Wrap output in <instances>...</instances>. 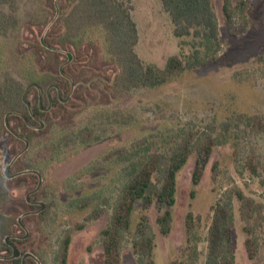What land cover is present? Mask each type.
Here are the masks:
<instances>
[{
    "label": "rangeland",
    "instance_id": "374dc122",
    "mask_svg": "<svg viewBox=\"0 0 264 264\" xmlns=\"http://www.w3.org/2000/svg\"><path fill=\"white\" fill-rule=\"evenodd\" d=\"M124 1L132 7L138 30L135 51L144 63L163 68L168 57L190 52L191 39H184L188 43L179 46L180 39L173 36L170 17L159 0ZM73 3L74 0H17L15 11L0 4L1 11L17 18L14 27L0 30V85L6 76L21 82L27 88L30 108L37 102V93L29 87V79H36L31 82L36 85L57 76L54 59L46 57L39 42L42 40L44 45L52 30L57 32L54 37L61 35L63 28L58 21ZM213 4L221 43L215 60L158 87L108 90L105 77L112 76L117 67L101 27L86 29L77 38L79 46L52 47L61 54L62 70L80 53L82 61L75 62L73 68L83 65L81 70H85L89 81L71 83L70 91L67 86L59 87V97L65 98L63 106L50 101L42 127L32 125L26 131L13 118L5 126L15 137L5 132L0 136V174L7 179V199L1 202L0 210L11 220V237L16 240L13 245L22 255L34 256L35 259L30 258L33 263L28 264H57L56 252L68 231L72 237L67 264L103 263L99 233L108 223L113 203L124 186L127 165L116 157H108L111 151L132 148L141 140H146V146L153 150H162L183 129L219 125L240 113L264 115V0H251L246 26L238 20L231 31L221 11V0H213ZM58 6L63 9L60 11ZM53 94L49 93V100ZM38 95L42 103L45 97L40 90ZM15 127H19L16 134ZM226 136V144L214 149L198 184L192 182L195 154L178 173L176 202L171 208L173 226L168 235L157 229L156 206L143 209L137 203L133 229L140 214H146L156 234L155 264H188L182 253L184 220L190 211L202 218L195 264H205L207 227L226 188L236 185L256 201H263L264 133H252L241 125ZM234 142L239 145L237 159ZM252 155L258 163V176L242 167L245 158ZM215 162L220 172L213 182L211 167ZM9 165L11 177L7 178L4 171ZM35 172L41 176L42 184L32 194L39 181ZM29 197L33 207L25 204ZM40 203L44 204L41 211H47L43 217L37 212ZM238 209L234 198L232 235L236 264H264V241L253 259L248 257ZM28 212L32 213L26 215ZM19 220L25 229L18 225ZM3 260L0 258V264H10ZM121 264H135L130 240L123 247Z\"/></svg>",
    "mask_w": 264,
    "mask_h": 264
},
{
    "label": "trees",
    "instance_id": "16d2710c",
    "mask_svg": "<svg viewBox=\"0 0 264 264\" xmlns=\"http://www.w3.org/2000/svg\"><path fill=\"white\" fill-rule=\"evenodd\" d=\"M159 1L170 17L173 36L180 39L179 46L182 48L188 43L184 39H191L188 43L191 49L189 53L168 57L163 68H159L154 63H144L135 51L138 30L133 21L132 7L129 3L124 0H74L69 11L63 12L58 21L63 28L61 35L54 37L57 32L52 30L44 39V45L42 40L39 42L40 50L47 53L46 57L50 56L51 60L54 59L57 76L37 82L36 87L31 83L36 79L33 77L29 79L31 81L29 87L37 93V102L28 108L27 88L11 76H6L0 85V136L5 132V135L15 137L13 132L5 126L6 117L8 122L13 118L18 119L20 121L18 126L30 131V126H40L42 120L48 115L45 109L49 107L50 101L53 105L63 106L62 99L65 98L59 97V87L67 86L70 91L71 83L78 85L89 81L90 77H85L87 74L85 70H81L83 65L73 68L75 62L82 61L80 53L62 70L60 67L64 62L61 54L59 50L52 48L54 45H56L55 48L68 45L79 46L80 40L77 41V38L83 36L88 28L103 29L106 34L108 52L117 67L112 76L105 77L108 90L124 92L133 88L158 87L185 71L214 61L221 43L213 0ZM0 4L8 5L15 11L17 0H0ZM58 7L60 11L63 9L62 6ZM251 10V0H221V11L230 31L238 20L245 27ZM16 24L17 18L14 14L8 15L0 10L1 31H7ZM82 51L84 52V49ZM39 90L45 97L42 103L39 100ZM25 92V100H23ZM51 92L54 94L49 100ZM80 98H82L81 94ZM241 125L252 133L262 134L264 133V115L240 113L233 120L219 125L209 124L203 129H183L162 150H153L146 146V140H141L132 148L111 151L108 157H116L118 160L125 161L127 165L124 186L113 203L108 223L99 233L103 249L102 264H121L122 250L129 240L135 264H155L156 234L148 216L140 214L133 229L137 203H141L143 209L152 205L156 206L157 229L160 234L168 235L173 226L171 208L176 202L178 173L195 154L192 182L194 185L198 184L214 149L225 145V136L233 128H239ZM18 128H14L15 134L18 133ZM85 131L88 130L85 129ZM233 147L234 156L237 159L238 143L234 142ZM242 167L243 170L258 176V163L254 155L246 157ZM211 172V179L216 182L220 172L217 162L212 165ZM6 181L7 179L0 174V205L7 199V191L4 187ZM234 198L239 203L238 212L243 223V233L246 235L245 248L249 258L253 259L264 241V198L263 201L258 202L246 195L240 187L233 185L222 192L213 209L205 239L207 244L205 264H236L232 235V200ZM30 199L31 197L26 198L25 204L33 207L34 204L28 202ZM46 213L47 211H40L38 216L43 217ZM18 225L20 226L19 223ZM11 226L10 218L0 210V258H3L6 263L21 264V258H10L12 255L10 244L13 245V242H16L12 238ZM184 226L186 238L182 255L188 264H195L198 259L202 218L190 211L185 216ZM71 235V231H68L58 246L55 256L57 264H67ZM8 236H12L8 241L10 244L5 242ZM25 260L24 264L33 263L30 258Z\"/></svg>",
    "mask_w": 264,
    "mask_h": 264
},
{
    "label": "water",
    "instance_id": "95a60500",
    "mask_svg": "<svg viewBox=\"0 0 264 264\" xmlns=\"http://www.w3.org/2000/svg\"><path fill=\"white\" fill-rule=\"evenodd\" d=\"M68 58H69V60L71 59V56L69 54H68ZM34 86L36 87V85H34ZM25 95H26V92L23 94V100H25ZM26 105L28 106V108H30V104L28 102H26ZM5 122H6V125H7V117L5 119ZM42 126H43V123L41 122L40 127H42ZM27 145H28V143L26 142V147H27ZM9 169H10V165L7 166V168L4 171V176L7 177V178L11 177V176L8 175V170ZM35 173L38 175L39 181H38V185H37L36 189L34 190V192L37 191L40 188L41 184H42V178H41V176L37 172H35ZM40 206H41V209L39 211H37V212H40L43 209L44 204L43 203H40ZM37 212H33V213H37ZM30 213H32V212H28L26 215H28ZM19 224H20V226L23 229H25V226H24V224H23L22 221L19 220ZM10 237L11 236H8V237L5 238V242L7 244H10V243H8ZM10 246L12 248V255L10 256L11 259H16V258L21 257V264H24L26 258H33V259H35L34 256L32 254H30V253H25V254L22 255L21 252H20V250L15 245L10 244Z\"/></svg>",
    "mask_w": 264,
    "mask_h": 264
},
{
    "label": "flooded vegetation",
    "instance_id": "af4514ba",
    "mask_svg": "<svg viewBox=\"0 0 264 264\" xmlns=\"http://www.w3.org/2000/svg\"><path fill=\"white\" fill-rule=\"evenodd\" d=\"M47 111V109H45ZM32 205H33V202H32ZM35 205V204H34Z\"/></svg>",
    "mask_w": 264,
    "mask_h": 264
}]
</instances>
